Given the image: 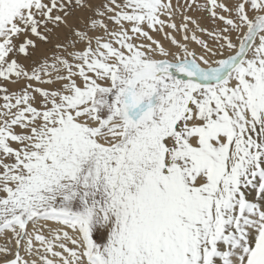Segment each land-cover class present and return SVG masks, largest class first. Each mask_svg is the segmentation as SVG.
Wrapping results in <instances>:
<instances>
[{"label": "snow or ice", "instance_id": "snow-or-ice-1", "mask_svg": "<svg viewBox=\"0 0 264 264\" xmlns=\"http://www.w3.org/2000/svg\"><path fill=\"white\" fill-rule=\"evenodd\" d=\"M0 264H264V0H0Z\"/></svg>", "mask_w": 264, "mask_h": 264}]
</instances>
